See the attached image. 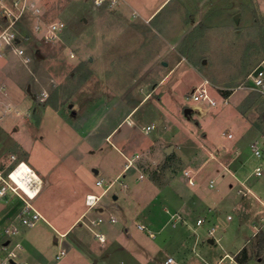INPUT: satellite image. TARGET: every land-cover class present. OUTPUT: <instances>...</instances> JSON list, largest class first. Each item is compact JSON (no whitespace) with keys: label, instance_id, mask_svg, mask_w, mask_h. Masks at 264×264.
<instances>
[{"label":"rangeland","instance_id":"1","mask_svg":"<svg viewBox=\"0 0 264 264\" xmlns=\"http://www.w3.org/2000/svg\"><path fill=\"white\" fill-rule=\"evenodd\" d=\"M38 1L47 21L61 19L66 28L54 40L41 38L32 33L33 19L28 14L20 32L28 37L22 45L31 60L25 61L13 51L0 53V171L7 174L13 155L28 163L32 157L43 170L52 167V183L45 184L34 204L59 228L73 224L79 227L72 236L77 242L86 246L95 240L90 229L95 226L97 213L85 204L87 194H83L86 186L96 182L89 167L98 168L102 162L111 167L121 162L114 152L103 158L100 153L86 152L85 143L79 145L106 117H124L130 112L133 117H151L158 108H167L177 117L188 119L197 130L194 139L207 152L214 149L204 142L205 132L198 117L227 118V125L210 126L219 133L234 129L233 123L237 124L239 118L240 126L247 125V133L237 136L234 130L229 132L235 134L233 140L241 137L237 145L240 154L236 145L229 144L215 151L216 156L226 161L251 157L253 166L264 167V137H257L264 133V96L238 88L264 57V0H168L141 25L139 15L136 20L131 16L132 8L146 16L163 0H120L122 4L114 12L108 5L94 6L92 0ZM3 24L0 12V27ZM205 80L218 99L217 106H205L203 116L198 109L186 113L188 104H193L191 92ZM233 93L226 105L222 103L223 96ZM105 125L102 132L109 131ZM159 133L157 128L148 136L158 137ZM146 136L140 132L141 140ZM256 139L261 142L260 159L250 156V144ZM77 145L85 153L82 158L77 153L67 154ZM210 156L209 152L189 154V150L174 153L158 166L165 170L157 172L154 168L149 177L165 184L164 178L177 179L186 167L196 175L204 171L202 167ZM215 177L213 190L223 194V181ZM22 202L16 194L0 199V230L15 218ZM144 212L152 211L148 208ZM105 219L104 231L109 221ZM38 222L34 229L47 228L42 220ZM30 228L19 223V234L13 236L10 249ZM172 229L168 226L159 239L168 237ZM235 237L233 229L223 244L232 245ZM46 239L51 242L50 236ZM40 241L35 245L41 249L45 246ZM55 246L52 242L43 249L51 262L55 261ZM219 246L214 250L218 256L223 252ZM18 253L25 252L16 250L14 257ZM198 262L203 264L200 258Z\"/></svg>","mask_w":264,"mask_h":264},{"label":"crops","instance_id":"2","mask_svg":"<svg viewBox=\"0 0 264 264\" xmlns=\"http://www.w3.org/2000/svg\"><path fill=\"white\" fill-rule=\"evenodd\" d=\"M167 1L163 0L146 16L133 7L131 16L136 20L139 15L141 25L142 22L150 21ZM117 6L112 8L113 12L117 10ZM233 95L234 93L223 97H228L230 101ZM204 104L193 101L187 108L192 111L198 109L197 112L203 116L205 106L208 105ZM154 113L151 117H133L132 112L119 118L105 116L103 121L107 128L109 126V131L102 132L106 125L99 121L89 132V139H83L79 144L85 143L88 146L86 152L94 155L100 153L103 158H107L110 152L121 157V162L111 167L107 162H102L98 168L89 167V170H93L96 182L86 186L83 194L101 196L98 206L92 208L97 213L95 221L103 219L90 229L95 237L93 242L84 246L72 238L79 227L73 224L74 226L59 228L43 215L39 221L46 223L47 228L34 229L39 223L37 222L11 249L13 236H5L0 230V256H10L13 264H167L166 260L170 256L175 260L172 264H201L198 258L202 259L203 264H264V167L261 164L253 166L249 162L251 157L243 161H236V158L226 161L215 154V151L222 150L229 144L236 145V152L240 154L241 150L237 145L241 137L233 140L234 136H229L233 132L229 131L234 130L237 136H243L247 133V125L244 128L240 126L242 122L237 118V124L233 123L237 127L219 133L210 126L213 123L227 125V118L198 117L205 132L203 140L214 149L208 150L211 155L209 161L213 160L212 166L208 164L209 161L206 162L202 167L204 171H198L195 175V185H190L184 174L189 167L184 169L181 177L171 178L172 180L164 178L165 184H160L149 175L154 168L157 172L165 170L158 166L169 155L185 150H189V154L208 155V152L197 144L194 139L197 137V130L191 127L188 119L177 117L167 108H158ZM152 125L155 126L147 130ZM157 128L160 129L158 137H149L148 134ZM171 130L173 134H169ZM140 132L143 136L147 135L146 140L140 139ZM258 136L264 137V133L260 132ZM79 145L73 146L67 154L77 153L78 157H84L85 153L80 150ZM250 156L258 159L263 157L254 155L252 149ZM34 160L30 157V164L27 163L39 175L43 189L45 184L52 183L53 168L43 170ZM249 166L251 170H248ZM257 166L263 168L261 175L255 172ZM210 168H214L213 172ZM208 170L211 173L209 176ZM213 176L223 181V194H218L213 190L215 186H210ZM116 184L118 187L115 189ZM84 201L86 204L85 197ZM148 208H151V213L144 212ZM104 213L107 216L104 217ZM111 214L116 217V221L111 220ZM105 218L109 221L104 231L102 224L106 221ZM199 219L203 221L199 223ZM140 224L145 225L146 229H141ZM168 226L173 228L171 234L160 240L159 235ZM233 229L236 230V239L234 238L232 245L223 244V239L226 237L227 241V234ZM94 232L103 233L106 240H99ZM47 235L51 237L50 243L46 239ZM38 241L45 247L37 248L35 243ZM52 242L57 247L54 262L49 261L43 252ZM18 243L20 246H17ZM217 245L223 251L219 256L214 251ZM109 246L113 250H107ZM166 248L168 250L165 252ZM16 250L25 253H18L14 257ZM62 250L66 253L57 257ZM243 250L246 254L241 255ZM4 252L7 254H3Z\"/></svg>","mask_w":264,"mask_h":264},{"label":"built area","instance_id":"3","mask_svg":"<svg viewBox=\"0 0 264 264\" xmlns=\"http://www.w3.org/2000/svg\"><path fill=\"white\" fill-rule=\"evenodd\" d=\"M119 2L120 0H92L94 6L99 7L108 5L110 8H115ZM0 12L4 21V24L0 27V53L6 54L13 51L17 55L23 57L25 61L31 60V56L22 45L24 38L27 39L28 37L20 32L18 29V23H22L26 15H31L33 19L32 33L40 36L41 38L54 40L58 37V34L66 28V23L61 19L47 21L45 18V12L38 0H0ZM238 88L254 90L264 96V57L248 75L245 83ZM190 97L194 102H201L210 106H216L218 104V99L212 94L211 84L208 80H205L196 86L191 92ZM228 101V97H223L224 103H228ZM154 126L155 125L148 126L147 130H150ZM229 136L232 137L233 134L230 133ZM250 146L254 155L257 157L263 156L260 140H254ZM12 158V162L14 163L17 160V157L13 155ZM22 162L25 161H18L5 175L0 171V199L6 198L9 194H16L23 200L15 218L3 227L2 234L9 237L19 234V223L26 227H33L41 218H43V214L34 204V199L38 196L42 189V181L38 184L39 190L36 196L30 197L26 194L28 196L26 198L20 193L22 190L19 188L16 181L11 177L13 171L18 168ZM28 166L33 170L29 164ZM255 172L257 175H261L263 168L261 166H257ZM184 174L190 185L196 184L195 174L191 169H186ZM210 186H215L214 179L210 181ZM100 198V195L87 194L86 204L90 208L98 206ZM102 220V218H99L98 221H95L94 223L101 222ZM111 220L116 221V217L113 214H111ZM202 221L203 219L198 220L199 223ZM140 228L146 229V226L140 224ZM95 235L101 241L106 240L103 233L96 232ZM17 246H20V244L18 243ZM65 253V250H62L57 257H61ZM174 262L175 260L171 256L166 260L167 264H172ZM0 264L13 263L10 256H0Z\"/></svg>","mask_w":264,"mask_h":264},{"label":"bare ground","instance_id":"4","mask_svg":"<svg viewBox=\"0 0 264 264\" xmlns=\"http://www.w3.org/2000/svg\"><path fill=\"white\" fill-rule=\"evenodd\" d=\"M11 177L19 185V188L28 196L33 197L38 193V184L41 182L39 175L29 168L28 163L22 164L16 168Z\"/></svg>","mask_w":264,"mask_h":264},{"label":"trees","instance_id":"5","mask_svg":"<svg viewBox=\"0 0 264 264\" xmlns=\"http://www.w3.org/2000/svg\"><path fill=\"white\" fill-rule=\"evenodd\" d=\"M21 25H22L21 23H18V29H19V30H21ZM21 31H22V30H21ZM18 161H20V160H16V161H15V162L9 167L8 171H9V170H10V169H11V168H12V167H13ZM245 252H246V251L243 250L242 253H241V255L246 254Z\"/></svg>","mask_w":264,"mask_h":264},{"label":"water","instance_id":"6","mask_svg":"<svg viewBox=\"0 0 264 264\" xmlns=\"http://www.w3.org/2000/svg\"><path fill=\"white\" fill-rule=\"evenodd\" d=\"M235 18H238V15H236L235 16ZM28 90H30V87H29V89ZM192 111V109L191 108H187L186 110H185V112L186 113H189V112H191Z\"/></svg>","mask_w":264,"mask_h":264}]
</instances>
